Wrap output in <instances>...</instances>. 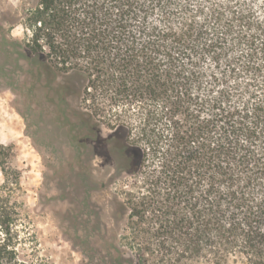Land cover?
<instances>
[{"label":"trees","instance_id":"obj_1","mask_svg":"<svg viewBox=\"0 0 264 264\" xmlns=\"http://www.w3.org/2000/svg\"><path fill=\"white\" fill-rule=\"evenodd\" d=\"M22 17L30 33L5 37V52L28 60L50 95L102 87L161 102L142 142L114 143L142 178L120 201L128 223L113 260L264 264V0H36ZM74 112L58 117L99 130L101 119ZM11 149L0 145L7 179ZM21 219L0 197V264H46L29 258Z\"/></svg>","mask_w":264,"mask_h":264},{"label":"rangeland","instance_id":"obj_2","mask_svg":"<svg viewBox=\"0 0 264 264\" xmlns=\"http://www.w3.org/2000/svg\"><path fill=\"white\" fill-rule=\"evenodd\" d=\"M35 1L0 0V10L7 12L0 15V145L12 148L8 179L0 166V197L21 212L17 225L29 258L120 264L108 248L125 240L129 212L120 201L140 190L142 177L124 170L114 143L142 142L143 129L154 126L146 119L160 111L161 102L102 87L91 95H50L47 84L29 76L28 60L5 52L12 47L5 37L27 39L22 16ZM16 18L21 19L14 24ZM63 96L69 105L58 107ZM64 107L69 114L83 111L101 119L99 130L64 122L58 117Z\"/></svg>","mask_w":264,"mask_h":264}]
</instances>
